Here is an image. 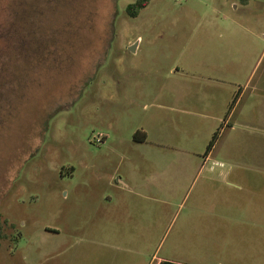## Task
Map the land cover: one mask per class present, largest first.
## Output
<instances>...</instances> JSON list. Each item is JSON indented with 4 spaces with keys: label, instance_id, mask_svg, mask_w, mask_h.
Returning a JSON list of instances; mask_svg holds the SVG:
<instances>
[{
    "label": "rangeland",
    "instance_id": "rangeland-1",
    "mask_svg": "<svg viewBox=\"0 0 264 264\" xmlns=\"http://www.w3.org/2000/svg\"><path fill=\"white\" fill-rule=\"evenodd\" d=\"M136 1L0 0V264H264V0Z\"/></svg>",
    "mask_w": 264,
    "mask_h": 264
},
{
    "label": "trees",
    "instance_id": "trees-1",
    "mask_svg": "<svg viewBox=\"0 0 264 264\" xmlns=\"http://www.w3.org/2000/svg\"><path fill=\"white\" fill-rule=\"evenodd\" d=\"M242 4H246L247 0H239ZM148 4V0H137L135 3L130 4L126 8V14L129 17H136L139 13V11L143 8H145ZM215 136L213 137L212 141L208 145V151L211 149L213 146V140ZM158 264H180V263H175V262H170V261H161Z\"/></svg>",
    "mask_w": 264,
    "mask_h": 264
},
{
    "label": "crops",
    "instance_id": "crops-1",
    "mask_svg": "<svg viewBox=\"0 0 264 264\" xmlns=\"http://www.w3.org/2000/svg\"><path fill=\"white\" fill-rule=\"evenodd\" d=\"M161 262V261H160ZM158 264V263H157Z\"/></svg>",
    "mask_w": 264,
    "mask_h": 264
}]
</instances>
